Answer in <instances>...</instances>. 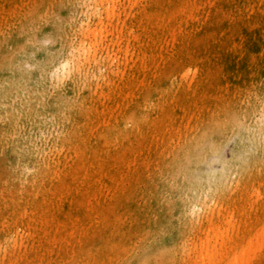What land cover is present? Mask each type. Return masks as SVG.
<instances>
[{
  "label": "rangeland",
  "instance_id": "obj_1",
  "mask_svg": "<svg viewBox=\"0 0 264 264\" xmlns=\"http://www.w3.org/2000/svg\"><path fill=\"white\" fill-rule=\"evenodd\" d=\"M93 7L0 0V264L28 260L30 203L54 217L68 197L70 214L94 216L74 247L99 264H199L211 227L232 247L253 235L264 0Z\"/></svg>",
  "mask_w": 264,
  "mask_h": 264
},
{
  "label": "bare ground",
  "instance_id": "obj_2",
  "mask_svg": "<svg viewBox=\"0 0 264 264\" xmlns=\"http://www.w3.org/2000/svg\"><path fill=\"white\" fill-rule=\"evenodd\" d=\"M87 1L94 2L93 8L96 12L100 2L104 0ZM112 11H114V7L108 8V12ZM69 66L70 63L66 62V64L59 65V68L64 71ZM63 107L62 104L61 109ZM64 188H69L68 191L71 192L74 187ZM53 201L55 200L53 199ZM50 203L52 202L45 201L44 206H48ZM64 203L61 208L56 210L54 217L49 216V207L44 208L43 213L38 212L40 205L36 202L30 203L29 209L22 212V220L27 222L30 230L33 231L32 243L26 251L28 260L15 257V264H42L39 258L41 256L48 258L47 264H71L74 261L76 264H99L98 253L84 256L74 247V241L78 242L75 243V246L80 244L84 232L94 224V216L90 214L86 219H83L82 216L70 214L69 197L65 199ZM29 228L25 226V231L29 232ZM227 235L228 230L220 231L214 226L209 229V235L201 243L198 254L199 264H254L257 259L264 256V223L260 224L253 235L249 233L243 235L233 247L219 241H224ZM11 257H14L12 252ZM106 260L109 258L107 257Z\"/></svg>",
  "mask_w": 264,
  "mask_h": 264
}]
</instances>
